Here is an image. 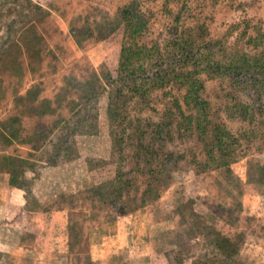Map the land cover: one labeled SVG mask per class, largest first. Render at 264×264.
Returning a JSON list of instances; mask_svg holds the SVG:
<instances>
[{
	"label": "rangeland",
	"instance_id": "obj_1",
	"mask_svg": "<svg viewBox=\"0 0 264 264\" xmlns=\"http://www.w3.org/2000/svg\"><path fill=\"white\" fill-rule=\"evenodd\" d=\"M7 1L0 0V159L26 158L36 171L23 178L28 193L0 171V264H264V149L259 139L245 141L247 125L227 110L236 97L252 99L226 79L197 77L209 119L241 140L238 157L229 169L204 170L193 162L204 161L202 145L173 136L170 177H159L162 187L152 182L143 204L150 180L136 159L119 165L131 151L113 147L108 117L118 87L108 81L125 45L119 10L129 0ZM19 8L27 18L7 31ZM140 10L147 26L137 41L158 49L154 58L170 56L176 38L201 51L216 42L218 61L260 51L264 0H146ZM183 96L179 85L152 91L139 106L127 102V116L133 126L176 123L177 100L191 111ZM71 130L57 164L47 166ZM119 168L129 181L124 215L96 195Z\"/></svg>",
	"mask_w": 264,
	"mask_h": 264
},
{
	"label": "trees",
	"instance_id": "obj_2",
	"mask_svg": "<svg viewBox=\"0 0 264 264\" xmlns=\"http://www.w3.org/2000/svg\"><path fill=\"white\" fill-rule=\"evenodd\" d=\"M16 1L17 3L23 2L22 7H26L25 1L29 4V0ZM141 1L146 0H129L119 10L125 45L120 51L115 79L112 80L111 74L108 75L111 79L108 84L115 82L116 87L118 86L113 103L109 106L108 117L110 123L116 128L113 147L118 146L121 155H124V149H130L132 153H128L126 158L123 157L119 165L123 166L129 160L133 162V159H136L135 167L142 175L145 173L150 180L142 193L144 204L147 202L145 197L152 193L153 183L157 182L162 187L163 184L159 177H170L166 165L168 160H173L176 154L166 149L173 136L181 139L183 135L188 134L190 139L202 145L204 161L199 162L194 156L193 162L203 167L204 170L209 167L229 169L238 157L237 150L242 145L239 137L233 135L222 124L213 123L206 114L208 104L198 96L201 82L197 77L200 75L226 79L234 90L252 99V102H243L236 97L234 104L227 110L232 117L238 118L247 125L250 133L243 136L246 137L245 141L251 142L259 139L264 149V35L259 34L255 38L254 47L260 51L253 55L226 56L218 61L212 56L217 51L216 42L207 43L201 51L193 50L188 42L184 43L185 41L176 38L171 43L172 54L170 56L154 58L153 55L158 53V49L137 41L147 26L140 10ZM7 3H10L9 0ZM12 4H15L14 1ZM22 10L19 8L15 18L7 23V31H11L12 27L17 24H22L24 18H27ZM172 85H179L181 89H184L183 104L190 108V113L184 114L177 100L175 109L180 117L178 122L166 125L152 121L143 127L133 126L127 116V102H136L135 104L139 106L146 102L152 91L163 90ZM66 135L69 136L61 137L55 154L47 156L49 159V162L46 160L47 166L53 167L57 164L61 148L67 144L69 138L74 137L75 130L67 131ZM176 158H183V155ZM14 161L10 162L8 155L3 156L0 159V171L3 170L6 173L8 185L28 193V190H25L23 178L27 171L35 173L36 167L28 164L26 158L19 156H15ZM125 176L127 175L119 168L114 180L105 182L96 189L97 199L106 203L119 215L127 213L124 202H120L129 184Z\"/></svg>",
	"mask_w": 264,
	"mask_h": 264
}]
</instances>
